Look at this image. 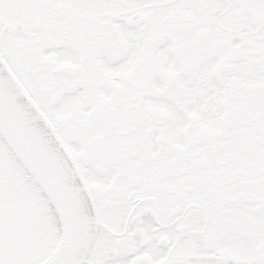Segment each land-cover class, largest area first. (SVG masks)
Wrapping results in <instances>:
<instances>
[{"label": "flooded vegetation", "instance_id": "obj_1", "mask_svg": "<svg viewBox=\"0 0 264 264\" xmlns=\"http://www.w3.org/2000/svg\"><path fill=\"white\" fill-rule=\"evenodd\" d=\"M238 2L229 21L221 23L228 9L172 7V0H151L144 7L0 0V49L36 98H48L45 111L82 172L99 178L88 184L91 191L116 181L134 189H121L119 201L112 204L116 221L104 226L114 235L129 232L120 202L133 196L150 205L142 221L157 227H168L169 218L188 207L207 213L219 205L231 211L239 226L264 230V79L246 70L254 64L264 73V7L256 9L250 0ZM213 30L251 41L247 51L235 50L245 64L233 68L237 76L227 81L236 89L233 96L218 101L231 104L232 110L220 119L212 114L195 131L177 128L173 114L155 103L167 95L161 81L177 79L173 63L194 71L205 54L201 42L215 44ZM137 33L143 39L140 45L132 38ZM77 98L79 105L77 101L69 111L66 102ZM187 114L199 119L197 113ZM114 168L119 175H112ZM31 214L36 216L38 210L15 178L0 174V264H35L43 255L42 263L56 249L58 244L44 248L43 232ZM131 231L128 252L136 253L150 237L143 228ZM94 247L95 242L87 260ZM256 251H264V239ZM212 255L239 264H264V256L255 254L216 249ZM185 258L178 260L182 264ZM141 261L152 264L151 254L133 257V264Z\"/></svg>", "mask_w": 264, "mask_h": 264}, {"label": "snow or ice", "instance_id": "obj_2", "mask_svg": "<svg viewBox=\"0 0 264 264\" xmlns=\"http://www.w3.org/2000/svg\"><path fill=\"white\" fill-rule=\"evenodd\" d=\"M84 2L144 7L151 0ZM250 3L256 9L264 7L260 0H250ZM170 6L228 9V14L220 18L221 23H227L240 3L238 0H172ZM132 38L137 45L143 43L139 33ZM211 39L215 41L212 47L201 42L200 47L205 54L194 71L185 72L173 63L172 66L178 70L177 79L161 81V86L167 89V95L158 97L155 103L173 114L177 128L195 131L198 123L209 121L212 114L220 119L232 110L231 104L218 101L233 96L236 89L227 81L237 76L233 68L245 64L240 53L235 50L247 51L251 41L233 39L219 30L212 31ZM246 70L251 77L264 79V73L254 64L248 65ZM176 101L183 104L187 112ZM48 106V98L42 95H37V104H34L13 81L5 66L0 65V121L14 118L27 137L31 157L41 162V167L34 170L13 148L8 138L0 133V174L12 175L29 202L38 210L36 222L43 232L45 249L54 248L61 242L67 249L74 243L94 240L92 256L87 261L81 260L79 264H133V257L140 252L150 253L152 264H158L160 260H163V264H181L178 260L181 256L186 257L182 264H239L230 257L212 255L216 249H226L239 256H264V251H256V244L264 239V230L255 226H239L231 211L219 205L210 207L207 213L198 207H188L183 214L170 217L168 227H157L142 221L141 217L151 210L150 205L143 201L137 202L133 196L130 200L120 202L122 215L130 221L129 232L116 236L108 231L104 225L116 221V209L112 204L119 201L121 189L126 188L129 192L134 189L123 181H116L107 189L93 190L90 195L86 184L99 178L91 171L83 176L78 171L77 162L64 151L41 113V109L47 110ZM187 113H197L199 119L193 120ZM112 175H119V169L114 168ZM53 186L59 194L58 199L53 198ZM134 228H143L150 242L139 247L136 253H129L128 244L133 235L131 229ZM165 237L167 243L162 244ZM65 255L66 252L62 251L54 264H67ZM42 259L43 255L38 256L35 264H40ZM139 264L147 262L141 261Z\"/></svg>", "mask_w": 264, "mask_h": 264}, {"label": "water", "instance_id": "obj_3", "mask_svg": "<svg viewBox=\"0 0 264 264\" xmlns=\"http://www.w3.org/2000/svg\"><path fill=\"white\" fill-rule=\"evenodd\" d=\"M0 65L5 66V68L8 70V73L11 74V77L13 81L19 86L22 91L28 95L29 99L32 100L34 104H37L36 99L33 97L31 92L27 89V87L24 85V83L20 80V78L16 75L12 67L9 65V63L6 61L4 55L0 51ZM41 113L44 116L49 128L52 130V132L55 135V138L59 141L60 145L64 149V151L76 162L72 152L70 151L68 145L64 142L62 137L59 135L58 130L50 120V118L47 117V115L44 113V111L41 109ZM0 133L5 135L8 138L9 143L13 146V148L21 155L23 156L26 161L29 163L31 167H33L34 170H37L41 167V162L38 159H33L31 157L30 148H29V142L27 140V137L24 135L20 127L17 125V122L14 118L8 117L7 119L0 121ZM78 171H80L81 175L83 176V173L81 172L78 164H77ZM86 187L89 189L88 185L86 184ZM52 194L54 199L59 198V194L56 192L55 187L53 186ZM89 194L91 195V191L89 189ZM94 240H88L86 242H77L74 243L65 249L64 244L61 242L58 248L51 254L49 259L45 260V262H42L40 264H54V261L56 260L57 256L61 254L62 251L66 252L65 258L67 261V264H79L81 260H86L87 255L90 251V248L93 244Z\"/></svg>", "mask_w": 264, "mask_h": 264}, {"label": "rangeland", "instance_id": "obj_4", "mask_svg": "<svg viewBox=\"0 0 264 264\" xmlns=\"http://www.w3.org/2000/svg\"><path fill=\"white\" fill-rule=\"evenodd\" d=\"M77 101H78V102H77ZM76 102H77L78 105H79L80 102H79V99H78V98H77V100H75V103H67V102H66V107L68 108L69 111H73V110L77 107V103H76ZM7 181H8V180H7ZM32 215H34V214H31L30 217H31ZM37 216H38V214H37L36 216L34 215V217H37Z\"/></svg>", "mask_w": 264, "mask_h": 264}]
</instances>
